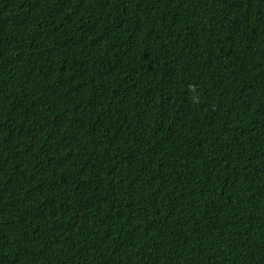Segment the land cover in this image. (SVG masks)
I'll return each instance as SVG.
<instances>
[{"label":"trees","instance_id":"obj_1","mask_svg":"<svg viewBox=\"0 0 264 264\" xmlns=\"http://www.w3.org/2000/svg\"><path fill=\"white\" fill-rule=\"evenodd\" d=\"M0 264H264V0H0Z\"/></svg>","mask_w":264,"mask_h":264}]
</instances>
